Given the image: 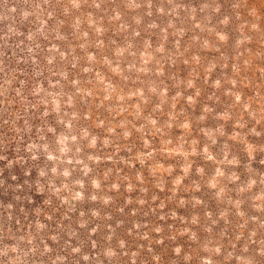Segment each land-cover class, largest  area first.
Here are the masks:
<instances>
[{
  "label": "clouds",
  "instance_id": "obj_1",
  "mask_svg": "<svg viewBox=\"0 0 264 264\" xmlns=\"http://www.w3.org/2000/svg\"><path fill=\"white\" fill-rule=\"evenodd\" d=\"M0 264H264V0H0Z\"/></svg>",
  "mask_w": 264,
  "mask_h": 264
},
{
  "label": "rangeland",
  "instance_id": "obj_2",
  "mask_svg": "<svg viewBox=\"0 0 264 264\" xmlns=\"http://www.w3.org/2000/svg\"><path fill=\"white\" fill-rule=\"evenodd\" d=\"M4 190L3 189H0V196L4 195Z\"/></svg>",
  "mask_w": 264,
  "mask_h": 264
}]
</instances>
